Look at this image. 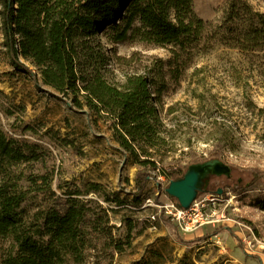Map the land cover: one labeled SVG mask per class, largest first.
Returning a JSON list of instances; mask_svg holds the SVG:
<instances>
[{"label":"rangeland","instance_id":"rangeland-1","mask_svg":"<svg viewBox=\"0 0 264 264\" xmlns=\"http://www.w3.org/2000/svg\"><path fill=\"white\" fill-rule=\"evenodd\" d=\"M230 1L194 0L196 14L211 26L207 43L193 48L135 39L106 43L111 84L122 87L136 75L153 84L163 124L161 139L150 151L159 169L187 170L212 159L230 166V175L213 176L203 189L220 196L218 215L193 233L182 232L165 214L163 206L178 202L167 196L170 180L159 171L147 169L146 189H136L135 177L144 168L116 141L112 117L77 109L71 96L14 71L3 45L0 13V106L12 113L0 112L1 125L27 127L22 137L49 151L57 193L62 192L59 185L70 183L74 197L108 211L118 239L130 232L131 245L123 253L95 252L89 264H264V186L250 187L254 175L264 173V50L241 49L233 38L236 28L229 33L223 18ZM242 1L264 14V0ZM252 17L244 13L243 20ZM90 183L120 192L126 204L87 192ZM136 195L139 205L132 202Z\"/></svg>","mask_w":264,"mask_h":264},{"label":"trees","instance_id":"trees-1","mask_svg":"<svg viewBox=\"0 0 264 264\" xmlns=\"http://www.w3.org/2000/svg\"><path fill=\"white\" fill-rule=\"evenodd\" d=\"M235 1H230L223 18L229 33L236 28L233 38L241 49L264 50V14ZM0 4L3 45L14 71L31 76L36 85L40 78L45 86L71 96L77 109L87 107L112 117L116 141L136 166L144 168L135 177L139 193L146 189L147 169L170 181L184 175L185 167L162 170L153 160L150 150L161 139L163 124L153 84L145 75L128 77L122 87L111 84L106 75L112 57L106 43L135 39L180 48L207 43L211 23L196 14L194 0H0ZM244 13L254 18L243 20ZM0 110L12 114L1 106ZM26 128L13 125L7 130L0 123V264H89L95 252L123 253L131 245L129 230L118 239L108 211L74 197L70 183L59 185L62 192L57 193L53 158L41 145L22 137ZM260 186L263 172L254 175L250 187ZM87 192L126 204L120 192H108L99 183L88 184ZM136 196L132 202L139 205Z\"/></svg>","mask_w":264,"mask_h":264},{"label":"water","instance_id":"water-1","mask_svg":"<svg viewBox=\"0 0 264 264\" xmlns=\"http://www.w3.org/2000/svg\"><path fill=\"white\" fill-rule=\"evenodd\" d=\"M230 175V166L219 159H212L202 163H194L188 167L184 175L170 181L166 194L178 201L180 207L190 208L191 204L203 192L209 183L210 176ZM218 194H222L219 190Z\"/></svg>","mask_w":264,"mask_h":264},{"label":"built area","instance_id":"built-area-1","mask_svg":"<svg viewBox=\"0 0 264 264\" xmlns=\"http://www.w3.org/2000/svg\"><path fill=\"white\" fill-rule=\"evenodd\" d=\"M220 199V196L216 194H207L198 196L188 209L180 207L175 202L169 203L162 208L182 232L193 233L204 226L210 218L218 215ZM150 218L156 220L157 217L153 215Z\"/></svg>","mask_w":264,"mask_h":264},{"label":"flooded vegetation","instance_id":"flooded-vegetation-1","mask_svg":"<svg viewBox=\"0 0 264 264\" xmlns=\"http://www.w3.org/2000/svg\"><path fill=\"white\" fill-rule=\"evenodd\" d=\"M212 177H213L212 175L209 177V181H211ZM209 183H210V182H209ZM209 183H208V185H209ZM208 185H206V188H207ZM206 188H205V189H206ZM203 189H204V188H203ZM205 189H204V190H205Z\"/></svg>","mask_w":264,"mask_h":264}]
</instances>
